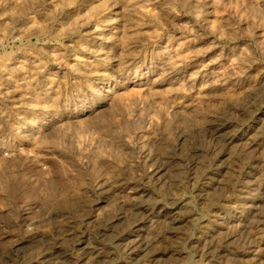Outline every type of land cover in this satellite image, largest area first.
Listing matches in <instances>:
<instances>
[{
  "label": "rangeland",
  "instance_id": "rangeland-1",
  "mask_svg": "<svg viewBox=\"0 0 264 264\" xmlns=\"http://www.w3.org/2000/svg\"><path fill=\"white\" fill-rule=\"evenodd\" d=\"M263 131L264 0H0V264H264Z\"/></svg>",
  "mask_w": 264,
  "mask_h": 264
},
{
  "label": "bare ground",
  "instance_id": "bare-ground-1",
  "mask_svg": "<svg viewBox=\"0 0 264 264\" xmlns=\"http://www.w3.org/2000/svg\"><path fill=\"white\" fill-rule=\"evenodd\" d=\"M211 121V120H210ZM216 122L214 121V122H209V124L207 125V127H208V130L209 131H211V133H209V131H208V133L210 134H208V137L207 138H209L210 140H215L216 138H217V133H219L222 129V124H221V126H217L216 124H215ZM219 123H221V122H219ZM206 128V127H205ZM207 129V128H206ZM205 129V130H206ZM264 132V131H263ZM223 141V140H222ZM222 141H221V146H222ZM212 142V141H211ZM217 142H219V141H217ZM213 143V142H212ZM215 143V142H214ZM220 144V143H219ZM216 145H217V143H216ZM217 149H219V147L217 148ZM166 159V157L165 158H163V157H161V156H159V161L163 164V162H164V160ZM159 167V166H158ZM116 181V180H115ZM114 184H116V182H114ZM121 189H122V185H119V184H117V185H108L107 186V189H105V191H101L100 190V192H101V194H103V193H105V192H112V193H117V192H120L121 191ZM131 208H132V210L136 213V214H142L143 215V213L144 212H146V210H147V207L145 206V205H142V203L140 202H138V203H133L132 205H131ZM116 214V213H115ZM140 216V215H139ZM140 218H142V216L140 217ZM114 219H119V215H115L114 216ZM110 222V221H109ZM174 223V222H173ZM108 227H109V225H108V222L107 223H101V225H98V226H96L95 228H94V236H95V239H97L99 236H102L103 234V232L105 231V230H108ZM62 228L63 229H61L60 230V232H62V233H64L65 235H67L68 233H69V231H71V229H70V226L68 225V222L65 224V225H63L62 226ZM171 229V228H170ZM172 231H170L169 230V232L167 233V235H168V237H167V239L165 240V239H163L162 241H161V243L159 244L160 246H159V248L158 249H155V250H150V249H148V248H146V250H144V251H140V252H142L143 253V255H136L137 257L135 258L136 260H140L142 257H143V259H144V261L143 262H147V261H149V259H153L154 257H156L157 255H159V254H165L166 252H170V253H174L175 251L174 250H166V248L165 247H163V242H165V241H168V239L169 240H171V238L174 236V230H173V228L171 229ZM57 233H59V231L57 232ZM174 233V234H173ZM32 235H30V236H34L35 235V233H31ZM59 234H61V233H59ZM40 241H42L41 239H40ZM121 242H122V248H124L125 250H130V248L132 247V243L133 242H131L130 240H128V238H125L124 236H123V238L120 240ZM162 244V245H161ZM136 247H138V246H136ZM207 247H209V246H207ZM11 248H12V246H11ZM133 248H134V246H133ZM135 250V249H134ZM131 251V250H130ZM133 251V250H132ZM134 252V251H133ZM137 252V251H136ZM136 254V253H135ZM134 254V255H135Z\"/></svg>",
  "mask_w": 264,
  "mask_h": 264
}]
</instances>
